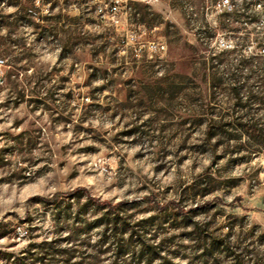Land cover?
<instances>
[{
    "label": "clouds",
    "instance_id": "9594fccd",
    "mask_svg": "<svg viewBox=\"0 0 264 264\" xmlns=\"http://www.w3.org/2000/svg\"><path fill=\"white\" fill-rule=\"evenodd\" d=\"M0 264H264V0H0Z\"/></svg>",
    "mask_w": 264,
    "mask_h": 264
}]
</instances>
